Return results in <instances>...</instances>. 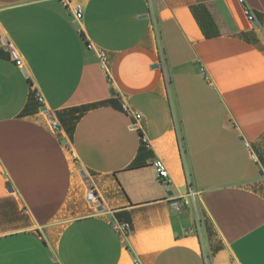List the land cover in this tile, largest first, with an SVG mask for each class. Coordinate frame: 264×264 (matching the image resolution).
I'll use <instances>...</instances> for the list:
<instances>
[{"label": "crops", "instance_id": "1", "mask_svg": "<svg viewBox=\"0 0 264 264\" xmlns=\"http://www.w3.org/2000/svg\"><path fill=\"white\" fill-rule=\"evenodd\" d=\"M246 2L255 21L239 0H0V264H264V0Z\"/></svg>", "mask_w": 264, "mask_h": 264}, {"label": "built area", "instance_id": "2", "mask_svg": "<svg viewBox=\"0 0 264 264\" xmlns=\"http://www.w3.org/2000/svg\"><path fill=\"white\" fill-rule=\"evenodd\" d=\"M239 2L244 6V11H245V14L248 17V19L250 21H255L256 17L254 15L251 7L247 4L246 0H239ZM67 6L71 9V11L74 14L76 25H78V27H80V24L84 18V6L81 3L71 4L70 2H67ZM88 47L91 48L92 45L89 44ZM7 50H8V53L10 55L11 60L15 63V65L21 69H25L24 60H23L21 54L19 53V51L15 47H13L12 45H7ZM100 60H101V64H102L103 68L107 69L108 60H107V57H106L104 52H100ZM161 65L163 67H165L164 58L161 61ZM37 100L40 104L44 103V98L41 95H37ZM123 110L128 115H131L137 121H139L142 118V115L140 113L131 109L126 103L123 104ZM48 124L50 125V127L53 131H59L61 129L60 124L53 117L48 118ZM246 145L248 148H250L249 143H247ZM252 156L254 157V153H252ZM154 167L157 171L159 180L165 181L168 179L169 172H168L165 164L163 163V161L156 160L154 162ZM195 196H196V193L193 190L192 185L189 184V186L187 187V191L182 196V198L171 200V206H172L173 210L178 211V212L182 211L183 202L186 205V204H188L187 198H189V197L195 198ZM88 199L94 203H98V198H97L96 192L94 190H92L88 194ZM115 228L117 230L121 231L125 236H127L129 233V230H130V224L127 222L122 223V224L117 223L115 225ZM135 263L138 264V261H135Z\"/></svg>", "mask_w": 264, "mask_h": 264}, {"label": "water", "instance_id": "3", "mask_svg": "<svg viewBox=\"0 0 264 264\" xmlns=\"http://www.w3.org/2000/svg\"><path fill=\"white\" fill-rule=\"evenodd\" d=\"M255 25H256V23H255ZM77 27H78V25H76ZM154 68H157V66L156 67H154ZM44 112L45 111H47V109L46 108H44V109H42ZM262 174V173H261ZM83 175H85V173H83ZM173 193L172 192H169L168 193V195H172ZM100 210H103L102 208L100 209Z\"/></svg>", "mask_w": 264, "mask_h": 264}]
</instances>
